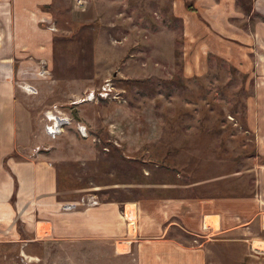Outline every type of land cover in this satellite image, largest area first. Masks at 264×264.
Wrapping results in <instances>:
<instances>
[{"label":"rangeland","instance_id":"obj_1","mask_svg":"<svg viewBox=\"0 0 264 264\" xmlns=\"http://www.w3.org/2000/svg\"><path fill=\"white\" fill-rule=\"evenodd\" d=\"M78 1L58 0L48 10L47 28L54 34L43 64L48 75L29 77L36 71L29 65L27 77L16 80L36 89H23L29 109L41 111L36 149H46L40 144L68 129L75 134L71 142L90 144L102 155L87 161L83 153L60 164V185L72 190L62 208L168 195L172 184L190 183L186 195L255 194L264 159L245 124L253 88L243 73L195 45L193 24L183 29V13L196 9H188L187 1L173 8L176 14L168 4L144 0L123 6ZM238 3L247 9L246 0ZM106 80L115 99L78 101ZM51 108L72 119L54 139L44 131V112ZM73 110L88 137L77 132ZM91 196L96 204H77ZM70 203L75 207H65ZM126 241L1 242L0 264H134L131 254L124 255Z\"/></svg>","mask_w":264,"mask_h":264},{"label":"crops","instance_id":"obj_2","mask_svg":"<svg viewBox=\"0 0 264 264\" xmlns=\"http://www.w3.org/2000/svg\"><path fill=\"white\" fill-rule=\"evenodd\" d=\"M105 1L123 6L128 0ZM144 1L168 4L174 13L185 1L196 9L183 13V29L193 24L198 48L246 76L253 90L245 124L264 159V0H246L245 11L239 0ZM55 5L58 0H0V243L125 237L123 252L134 264H263L264 162L252 195H186L190 183L172 184L168 195L62 208L72 190L60 185V164L83 153L87 161L102 155L71 142L75 134L68 129L36 149L41 111L29 109L16 80L27 77L29 65L36 70L40 60L49 61L48 10Z\"/></svg>","mask_w":264,"mask_h":264},{"label":"built area","instance_id":"obj_3","mask_svg":"<svg viewBox=\"0 0 264 264\" xmlns=\"http://www.w3.org/2000/svg\"><path fill=\"white\" fill-rule=\"evenodd\" d=\"M83 3H84L83 0L78 1L79 5H83ZM44 61L45 60L43 59L40 60V66L35 71V75L38 76V78L46 77L48 75L47 71L44 70V66H43ZM20 87L28 93H33L36 90L34 87L28 84H22L20 85ZM115 98L116 96L114 94V89L112 87V84L110 80H106L104 84L98 90L88 92L83 98L79 99L78 101L79 102L80 101H96L98 99L103 100V99H115ZM44 116L46 119L45 124H44L45 134L49 138H52V139L60 135L63 132V130L67 126L71 125L72 123V119L70 118V116L68 114L61 112L57 108H51V109L46 110L44 112ZM75 128L81 137H88L87 127L83 122L77 121L75 123ZM86 201L87 203H91V204L97 203L94 197L91 196L87 198L85 197L81 198V200L77 204L85 203ZM75 205L76 204L70 203V205L66 204L65 207L74 208Z\"/></svg>","mask_w":264,"mask_h":264},{"label":"trees","instance_id":"obj_4","mask_svg":"<svg viewBox=\"0 0 264 264\" xmlns=\"http://www.w3.org/2000/svg\"><path fill=\"white\" fill-rule=\"evenodd\" d=\"M188 9L195 10V9L193 8V6L190 5V4H188ZM73 116H74L75 120L83 122V119L80 118V117L77 115L76 112L73 114Z\"/></svg>","mask_w":264,"mask_h":264},{"label":"water","instance_id":"obj_5","mask_svg":"<svg viewBox=\"0 0 264 264\" xmlns=\"http://www.w3.org/2000/svg\"><path fill=\"white\" fill-rule=\"evenodd\" d=\"M75 112H76V110H73V111H72V114H74Z\"/></svg>","mask_w":264,"mask_h":264}]
</instances>
